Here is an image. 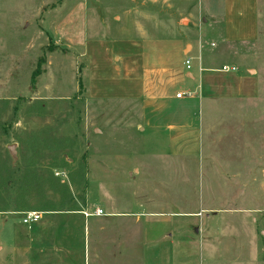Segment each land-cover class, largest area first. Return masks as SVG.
<instances>
[{
	"label": "rangeland",
	"instance_id": "1",
	"mask_svg": "<svg viewBox=\"0 0 264 264\" xmlns=\"http://www.w3.org/2000/svg\"><path fill=\"white\" fill-rule=\"evenodd\" d=\"M219 7L210 0H0V208L8 198L7 209H16L22 194L28 209L38 208L43 196L57 202L58 180L75 203L86 196L90 211H123L127 225L134 221L143 228L159 222L152 237L140 229L141 258L130 261L128 246L126 264H264V0L253 42L230 53L221 50L218 36L202 43L219 70L210 77H246L241 91L227 90L232 97L175 99L179 89L194 91L178 84L181 68L153 76L157 84L148 83V97L103 92L118 91L121 78L102 76L107 53L95 41L171 35L196 40ZM184 14L197 25L185 27ZM41 56L42 72L30 91ZM191 62L197 76L205 64L194 57ZM222 65L235 70L222 71ZM171 94L174 103L150 101ZM151 108L164 111L163 122L186 123L194 145L170 146L167 133L150 129ZM31 160L45 169L63 160L65 167L53 168V179L42 171L44 183L18 186ZM14 172L20 175L15 187L3 185ZM0 220V264H12L8 252L18 241L30 243L31 231L19 213L1 214ZM32 255L33 261L26 256V263L21 257L16 264H37Z\"/></svg>",
	"mask_w": 264,
	"mask_h": 264
},
{
	"label": "crops",
	"instance_id": "2",
	"mask_svg": "<svg viewBox=\"0 0 264 264\" xmlns=\"http://www.w3.org/2000/svg\"><path fill=\"white\" fill-rule=\"evenodd\" d=\"M210 1L220 5V7L215 9L217 13L212 14V24L200 27L204 31L196 40L190 41L188 38L178 35H175L176 38H172L174 35H171V37H150L136 40L112 38L102 42L95 41L105 49L104 55L107 53L102 67L105 72L102 76H107V73H109V75L121 78V81L118 82L121 84L119 90L105 89L103 92L107 94L106 96L122 99L148 97V94L151 93L148 91V83L157 84L153 76H155V79L162 74L166 76L170 74L173 68H181L183 72L182 75L178 73V70L176 72V75L180 77V83L178 84L187 87L194 86L192 88L194 91H191L193 92L192 96H174L175 99L190 100L197 98L199 102L200 96L210 98L232 97L227 95L229 94L227 90H233L232 92L241 91L246 80L243 75H232L221 78V80L213 76L210 77V73H216L219 70L212 67L214 58L209 51L206 53L205 50L203 51L202 43L218 36L223 45L221 50L230 53L242 44L253 42L259 33L257 13L260 0ZM184 18L188 21L185 27L190 24L192 26L197 25L192 21L190 14H184ZM202 22L207 24V19H203ZM189 46L191 50L185 53ZM211 46H214L213 42L210 43ZM195 52L196 55L193 57L205 64L203 69L199 68L200 73L197 74L198 78L201 77V82H197V76L191 69H186L184 64L186 58H190L192 61L193 57L190 54H195ZM90 69L92 73L96 72L97 66L90 64ZM203 77L204 81H202ZM182 91L184 90L179 89L176 94ZM216 92L220 94H216ZM167 97L169 100L167 98V100L153 98L155 100L150 101H157V99L169 103L176 101L173 100V94ZM188 111L190 112L189 117H193L194 112L191 109ZM163 113L164 111L159 109L151 108L149 110L150 117L155 118L150 129L167 133L170 146H177L181 149L192 147L193 143L188 140L191 132L184 131L187 126L186 123L163 122L159 119ZM142 128L144 129V127ZM25 211H37L40 213V217L35 222L26 224L31 231V234H29L30 243L18 241L10 253L8 252L12 264H16L17 259L21 257H25L26 263V256L28 257V263L29 260L33 261L35 257L32 253L34 252L37 254V264H126L128 246L130 247V254L128 255L130 261L136 262L137 259L140 260L141 258L140 254L137 255V252L140 251L141 240L139 235L143 226L141 223L134 221L132 224L127 225L125 218H123L127 216L126 212L109 211L107 213L103 212V215H95L93 214L94 209L89 210L85 196L83 202L81 204L75 203L73 209L59 210L56 207L17 208L0 210V215L19 213L23 219ZM85 213L88 215H85ZM152 214L158 215L161 212ZM99 217H104V219L98 220ZM158 223L156 221L147 222L143 229L149 230V235H151L153 231L159 229ZM1 224L0 220V226ZM61 254L64 255L61 256Z\"/></svg>",
	"mask_w": 264,
	"mask_h": 264
},
{
	"label": "trees",
	"instance_id": "3",
	"mask_svg": "<svg viewBox=\"0 0 264 264\" xmlns=\"http://www.w3.org/2000/svg\"><path fill=\"white\" fill-rule=\"evenodd\" d=\"M44 64V59L43 57H39L38 60H37V63H36V67L34 70H32L31 74H30V78H29V90L30 91H34L35 90V87H36V84H37V80H38V77L40 76L41 72H42V65ZM37 151H39V148H37L36 150V153ZM34 152V151H33ZM32 152V153H33ZM31 156H37V155H31ZM39 156V155H38ZM63 159V158H62ZM42 166H44L42 163H40L39 161H26L25 162V167H24V176L23 177V181H21L19 183L18 186H21V184H23L25 181L28 182L27 184H31L30 182H36V181H40V182H46V178H45V174L42 173V171H46L48 173H50V176L52 177L53 179V174L51 173L52 169L53 168H63L65 167V163L64 161L62 160L61 162H49L47 164H45L46 166V169L45 167L43 168ZM2 169H3V172H5L6 170H8L9 168L7 167L6 164H3L2 165ZM16 171V170H15ZM12 176V177H11ZM19 173L18 172H14V174L10 175L9 177L12 178V180H10V178H6L5 180H3V185L7 184L8 182H10V184H12L14 187H15V183H17L15 181L19 179ZM49 176V175H48ZM49 180V179H48ZM51 180V179H50ZM83 183H86V178H82ZM37 182V183H38ZM72 182H74L72 180ZM53 183H54V186H58L60 187V190H61V194H60V199L57 201V202H54L53 200H48V199H45L44 196L42 198H40L41 202L38 207L40 208H58L59 210H62L64 209V207L67 206V209H73L75 207V202H74V199L72 198L71 196V192L69 190V187L67 186V184H61L58 180H53ZM59 183L61 184L59 186ZM33 185H36L33 184ZM42 183L39 184V187H41ZM55 186V187H56ZM86 187L84 184L81 185V188H79V190H81V192H84L85 191V188ZM20 188V187H19ZM25 196L26 194H22L19 196L18 200H17V203H15V208H26L27 206L24 204L25 201ZM67 196V197H65ZM79 199L83 202L84 200V197L83 196H79ZM6 201L8 202V204L10 203L8 198L6 199ZM7 202L4 201V204L3 203V207L0 208V210H7V208H11L12 207V204L10 205H7Z\"/></svg>",
	"mask_w": 264,
	"mask_h": 264
},
{
	"label": "built area",
	"instance_id": "4",
	"mask_svg": "<svg viewBox=\"0 0 264 264\" xmlns=\"http://www.w3.org/2000/svg\"><path fill=\"white\" fill-rule=\"evenodd\" d=\"M184 64H185L186 69H190L191 68V59L190 58H186L185 61H184ZM221 69L223 71H230V70H235V67L234 66L223 65L221 67ZM192 95H193V92H191V91H182V92H178L176 94V97H183V96L189 97V96H192ZM93 214H95V215H103L104 213H103L102 209L96 208ZM85 215H88V214L85 213ZM39 217H40V213L37 212V211H25L22 221L25 224H31L32 222H35L37 219H39Z\"/></svg>",
	"mask_w": 264,
	"mask_h": 264
},
{
	"label": "water",
	"instance_id": "5",
	"mask_svg": "<svg viewBox=\"0 0 264 264\" xmlns=\"http://www.w3.org/2000/svg\"><path fill=\"white\" fill-rule=\"evenodd\" d=\"M12 148V147H11Z\"/></svg>",
	"mask_w": 264,
	"mask_h": 264
}]
</instances>
